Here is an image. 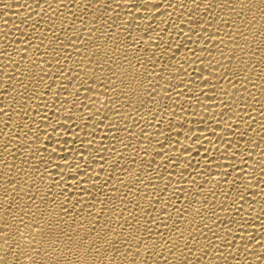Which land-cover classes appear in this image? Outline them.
<instances>
[{
	"label": "bare ground",
	"instance_id": "bare-ground-1",
	"mask_svg": "<svg viewBox=\"0 0 264 264\" xmlns=\"http://www.w3.org/2000/svg\"><path fill=\"white\" fill-rule=\"evenodd\" d=\"M0 264H264V0H0Z\"/></svg>",
	"mask_w": 264,
	"mask_h": 264
}]
</instances>
